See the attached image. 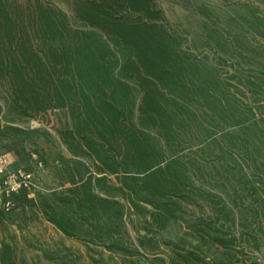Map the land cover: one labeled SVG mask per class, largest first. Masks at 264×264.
Segmentation results:
<instances>
[{
	"label": "trees",
	"instance_id": "trees-1",
	"mask_svg": "<svg viewBox=\"0 0 264 264\" xmlns=\"http://www.w3.org/2000/svg\"><path fill=\"white\" fill-rule=\"evenodd\" d=\"M239 5L248 9L241 37L249 41L242 43L239 35H225L210 24L207 45L217 54L237 57L255 51L250 37L264 38V12L251 1ZM71 6L73 17L42 0L28 12L0 0V80L10 85L7 102L0 103L5 121L0 119V153H11L16 165L31 161L34 154L47 162L39 149L45 131L14 125L12 114L37 119L65 109L72 128L62 137L73 158L63 157V162L70 181L81 180L87 188L85 198H74L76 207L86 208L97 223L100 210L107 207L114 216H124L123 207L100 197L96 188L111 174H131L133 184L126 176L118 190H132L127 195L135 209L144 202L167 220L176 218L180 206L170 197L188 196L194 189L190 168L178 154L186 145L207 148L214 130L233 127L225 134L227 152L250 155L264 132L249 117L254 108H242L241 96L230 89L220 69L184 50L183 39L168 27L155 0H73ZM227 35L235 37L233 45ZM254 76L264 80V62ZM250 78L240 80L247 92H239L258 102L264 86ZM255 150L261 153L259 147ZM10 199L25 204L28 190ZM256 201L261 213L264 199ZM46 215L65 234L76 235L78 228L65 215L48 210ZM209 226L217 232L207 231L210 241L227 248L231 233ZM111 233L107 238L114 247L124 249ZM202 239L208 240L204 235ZM194 255H186L185 264H196ZM213 264L236 263L225 253Z\"/></svg>",
	"mask_w": 264,
	"mask_h": 264
},
{
	"label": "rangeland",
	"instance_id": "rangeland-1",
	"mask_svg": "<svg viewBox=\"0 0 264 264\" xmlns=\"http://www.w3.org/2000/svg\"><path fill=\"white\" fill-rule=\"evenodd\" d=\"M3 1L27 12L36 3V0ZM42 1L74 16L73 0ZM155 1L164 11L168 27L176 37L183 39L184 50L198 59L209 60L220 69V75L230 84V89L241 96L242 108H254V114L249 117L264 129V97L255 102L239 92H247L240 80L248 81L247 78L252 77L250 79L256 81L254 75L262 69L264 38L250 35V44L255 51L237 57H227L223 52L217 54L207 45V26L210 24H216L225 35L231 32L239 35L242 43L249 41L241 37L248 9L239 3L251 1L264 12V2ZM227 36L233 45L235 37ZM235 73L237 77L233 78ZM255 83L264 86L261 78ZM9 93V83L0 80L1 104L7 102ZM12 117L17 118L14 125L45 131L46 135L39 140V149L47 162L37 154L31 161L17 165L14 159V168H23L34 174L36 187L28 191L29 201L25 204L17 202L11 212L0 210V264H173L174 261L185 264V256L192 254H195L196 264H213L225 253H231L236 264H264V209L261 213L256 210V200L264 199V132L256 137L257 143H253L250 155L239 153V150L227 152L225 134L234 130L233 127L214 130L207 148L184 146L178 158L187 162L194 189H190L188 196L177 194L170 197V202L178 203L180 207L176 218L169 220L161 210L148 203L138 202L140 209H135L127 195L132 191L130 188L126 187L125 193L118 190L126 176V181L133 184L131 174L109 175L102 187L96 188V193L121 205L125 213L116 217L110 207L101 209L100 218L96 217L97 223L88 216L86 208L76 207L73 202L75 197L85 198L87 188L83 187L81 180L77 183L70 181L63 162V157L73 158L62 137L64 131L72 128L68 111L50 110L37 119L23 120L13 112ZM0 119L5 123L2 115ZM213 140L223 142L224 148L214 144ZM258 147L260 154L255 150ZM47 210L65 215L75 223L76 235L69 236L50 222ZM209 224L222 229L223 233H231L232 236L227 235L230 239L227 248L210 241L207 231L212 235L217 232L211 230ZM111 232L115 235L113 239H118V244H122L125 250L114 247L107 238ZM202 235L209 241H204Z\"/></svg>",
	"mask_w": 264,
	"mask_h": 264
},
{
	"label": "built area",
	"instance_id": "built-area-1",
	"mask_svg": "<svg viewBox=\"0 0 264 264\" xmlns=\"http://www.w3.org/2000/svg\"><path fill=\"white\" fill-rule=\"evenodd\" d=\"M13 166V155L0 153V210L5 212H11L17 205L10 199L12 195L23 189L30 191L36 187L32 172L23 168L15 169ZM40 166H42L41 162Z\"/></svg>",
	"mask_w": 264,
	"mask_h": 264
},
{
	"label": "crops",
	"instance_id": "crops-1",
	"mask_svg": "<svg viewBox=\"0 0 264 264\" xmlns=\"http://www.w3.org/2000/svg\"><path fill=\"white\" fill-rule=\"evenodd\" d=\"M15 159V158H14Z\"/></svg>",
	"mask_w": 264,
	"mask_h": 264
}]
</instances>
